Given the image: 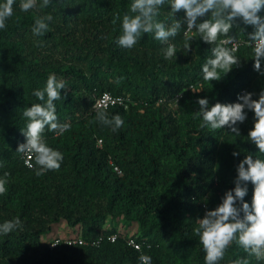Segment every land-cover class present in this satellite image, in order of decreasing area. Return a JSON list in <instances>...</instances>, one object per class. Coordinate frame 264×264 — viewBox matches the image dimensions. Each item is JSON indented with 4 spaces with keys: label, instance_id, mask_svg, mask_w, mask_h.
Returning <instances> with one entry per match:
<instances>
[{
    "label": "trees",
    "instance_id": "1",
    "mask_svg": "<svg viewBox=\"0 0 264 264\" xmlns=\"http://www.w3.org/2000/svg\"><path fill=\"white\" fill-rule=\"evenodd\" d=\"M21 2L14 0L13 15L0 30V178L9 173L7 192L0 195V223L19 217L22 228L0 234V264H141L142 254L151 264H205L194 234L198 220L235 187L239 162L247 155L264 160V154L248 139L253 111L245 109L247 118L237 125L236 136L226 126L201 128L198 100L207 99L211 107L240 102L245 93L259 98L264 75L254 69V47L248 42L255 28L240 18L234 21L228 35L242 42L235 53L240 65L226 76L218 70L224 77L210 81L202 67L227 37L211 45L194 28L186 41L185 13L173 17L171 0L160 7L157 20L166 27L182 21L168 40L177 49L172 59L164 58L167 45L153 34H143L132 49L117 44L124 15H134L133 0H51L46 9L27 12ZM48 14L53 17L49 31L34 36L35 20ZM259 15L264 18V10ZM185 42L191 44L188 52ZM50 74L66 83L55 101L56 115L71 127L62 135L45 129L47 144L64 159L58 171L37 177L16 150L26 142L23 111L43 103L33 92L45 88ZM102 92L132 99L127 109H107L110 118L119 114L124 121L115 132L92 123V104ZM247 188L244 200L251 205L254 186L248 182ZM117 217L138 225L131 236L142 243L141 251L127 244L128 231L110 225ZM61 223L78 228L74 235L85 240L101 234L118 238L97 247L61 242L51 248V240L42 237ZM235 259L264 264L233 242L220 264Z\"/></svg>",
    "mask_w": 264,
    "mask_h": 264
},
{
    "label": "clouds",
    "instance_id": "2",
    "mask_svg": "<svg viewBox=\"0 0 264 264\" xmlns=\"http://www.w3.org/2000/svg\"><path fill=\"white\" fill-rule=\"evenodd\" d=\"M51 0H42L37 5V0H22L21 11L31 9H46ZM165 0H133L130 12L134 15H124L122 19V33L117 38V44L126 49H132L143 36L153 34L154 39L166 44L163 49L165 59L176 57L177 49L174 44H168L170 37H175L182 27V21L174 19L173 23L166 27L159 22V9ZM14 0H6L0 3V30L6 29V21L13 15ZM171 15L180 12L185 13L186 41L187 32L197 31L201 39L208 44H215L221 35L227 37L221 46L211 49L213 58H209L202 67L203 78L210 81H220L233 70V66H239L240 60L235 55L238 45L235 38L229 36L233 23L237 18L242 19L245 25H251L255 31L248 35V42L254 47V69L264 75L261 70V61L264 60V18L259 13L264 10V0H171ZM210 18L198 21L208 16ZM51 14L39 17L31 29L34 36H43L49 31L48 22L52 21ZM116 21L114 20L113 23ZM232 44L231 48L222 46ZM191 44L185 42L183 48L188 52ZM218 70H223L221 77ZM64 80H58L55 74H50L43 90H35L33 95L43 103L32 104L25 108L23 116L26 119L22 134L26 138L25 143L18 145L16 152L26 156L25 164L35 171L37 177L45 175L48 171H58L64 159L63 153L50 147L44 132H54L62 135L70 130L67 122L60 123L56 115L55 101L62 98L61 91L66 90ZM252 93L238 96L240 102L222 104L215 103L209 107V101L201 98L198 100L199 111L196 115L202 117L201 128L210 127L213 130L225 128L230 133L240 136L237 125L243 123L246 118L245 109L251 110L255 115V123L248 133V139L256 145L259 152L264 154V91H261L258 99L252 98ZM95 118L92 123L110 127L113 132L119 130L124 121L119 114L109 117L106 107L95 105ZM234 152L233 156H238ZM34 161V163H33ZM9 173H4L0 178V195L7 192ZM254 186L251 205L244 198L248 193L247 184ZM235 187L226 191L222 202L214 209L206 211L204 217L198 220V227L194 234L199 237L205 253V264H220L224 259L228 247L235 242L249 257L256 261L264 262V160L254 159L247 155L237 165V177L234 180ZM239 202V207L237 206ZM241 213L243 216L241 217ZM22 223L19 217L0 223V234L7 235L21 229ZM139 250V246H136ZM150 247V246H149ZM141 264H151V257L140 255ZM230 264H249L247 259H235Z\"/></svg>",
    "mask_w": 264,
    "mask_h": 264
},
{
    "label": "built area",
    "instance_id": "3",
    "mask_svg": "<svg viewBox=\"0 0 264 264\" xmlns=\"http://www.w3.org/2000/svg\"><path fill=\"white\" fill-rule=\"evenodd\" d=\"M225 40H222L221 43ZM236 43L239 46L242 42L236 41ZM224 45H226L228 48H231L233 46L232 44H224ZM180 97H181V94L176 95L171 100V103L176 105L178 103V100ZM97 104H100V105L106 107V109H109L111 107H121L123 109H127L130 106V104H132V99H130L129 97H126V96L113 95L110 92H102L94 98V101L92 104L93 110H96L95 105H97ZM101 143H102L101 139H98L97 145L101 146ZM22 159H23L24 165L27 167V165L25 164L26 156L24 154H22ZM33 163H34V161H33ZM117 238H118L117 234H101V235H99L96 238L91 239V240H85L82 237L75 236V235L67 236L64 238L54 237L50 242V247L53 248L54 246H56L57 244H59L61 242L65 243L67 245H84V246L97 247L104 242L113 243L117 240ZM126 241H127V244L129 246L133 247V249H135L137 251H141L143 248L142 243L138 239L132 237L131 235H129L127 237ZM137 245L139 246V250L136 247Z\"/></svg>",
    "mask_w": 264,
    "mask_h": 264
},
{
    "label": "rangeland",
    "instance_id": "4",
    "mask_svg": "<svg viewBox=\"0 0 264 264\" xmlns=\"http://www.w3.org/2000/svg\"><path fill=\"white\" fill-rule=\"evenodd\" d=\"M110 221L107 223L109 224ZM110 225H113L116 227V229L119 231V232H126L128 231V233L130 235H133L135 233H137L138 231V225L136 224H130L128 222L125 221V219L123 217H117L112 224ZM78 228H70L68 225H66L65 223H61L59 224L57 227H54L52 232L48 235H45L42 237V239L44 241L46 240H52L54 237H67V236H71V235H74L75 232H78Z\"/></svg>",
    "mask_w": 264,
    "mask_h": 264
}]
</instances>
